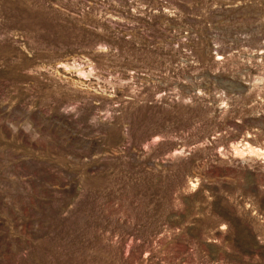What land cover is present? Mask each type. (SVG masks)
<instances>
[{"label":"rangeland","instance_id":"obj_1","mask_svg":"<svg viewBox=\"0 0 264 264\" xmlns=\"http://www.w3.org/2000/svg\"><path fill=\"white\" fill-rule=\"evenodd\" d=\"M0 264H264V0H0Z\"/></svg>","mask_w":264,"mask_h":264}]
</instances>
